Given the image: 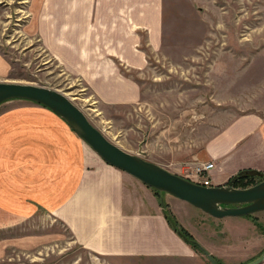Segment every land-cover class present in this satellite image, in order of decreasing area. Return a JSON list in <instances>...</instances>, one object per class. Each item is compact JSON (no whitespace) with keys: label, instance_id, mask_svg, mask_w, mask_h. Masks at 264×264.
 I'll return each mask as SVG.
<instances>
[{"label":"rangeland","instance_id":"obj_1","mask_svg":"<svg viewBox=\"0 0 264 264\" xmlns=\"http://www.w3.org/2000/svg\"><path fill=\"white\" fill-rule=\"evenodd\" d=\"M58 8L59 0H0L4 63L0 82L45 86L67 94L97 129L125 151L177 174L174 165L195 161L206 142L237 117L264 115V0H163L161 44L153 48L147 33L139 31L138 46L147 55V67L138 70L120 64L121 72L141 87V99L134 105L103 102L45 47L35 33L39 16ZM32 107L39 111L30 103L0 106V122L13 128L8 146L1 145L5 151L13 145L14 133H43L34 125L26 131L17 129V123L30 121L29 116L12 115ZM67 143L70 151L73 147ZM82 146L85 158L90 149L96 153L85 141ZM159 194L179 229L217 264L258 260L264 264V211L216 219L167 193ZM200 235L206 244L200 243ZM182 239L195 252L194 259L100 256L74 244L70 232L40 207L25 220L4 218L0 264H213L205 252Z\"/></svg>","mask_w":264,"mask_h":264},{"label":"crops","instance_id":"obj_2","mask_svg":"<svg viewBox=\"0 0 264 264\" xmlns=\"http://www.w3.org/2000/svg\"><path fill=\"white\" fill-rule=\"evenodd\" d=\"M163 14V0H59L58 12L39 16L35 33L103 102L134 105L141 99V87L121 72L120 64L147 67V55L138 46L139 31L158 47ZM3 72L0 56V78ZM12 102L38 106L39 111L24 108L12 116H29L30 121L17 123V129L26 131L34 125L43 133H14V143L5 151L1 145L8 146L13 128L0 122V227L4 218L25 220L42 207L70 232L74 244L93 254L118 259L195 258L169 224L162 195L108 165L91 149L85 158L84 145L80 148L84 140L50 109L19 99L2 105ZM193 158L215 164L213 186L228 185L245 169L264 172V115L237 117Z\"/></svg>","mask_w":264,"mask_h":264},{"label":"water","instance_id":"obj_3","mask_svg":"<svg viewBox=\"0 0 264 264\" xmlns=\"http://www.w3.org/2000/svg\"><path fill=\"white\" fill-rule=\"evenodd\" d=\"M17 99L35 102L53 111L108 165L158 192L167 193L200 209L209 216L224 219L264 211V181L249 188L199 185L116 145L90 122L70 97L59 90L15 81L0 82V105ZM196 244L207 254L202 246ZM208 257L213 264H217L212 256ZM257 263L259 260L251 264Z\"/></svg>","mask_w":264,"mask_h":264},{"label":"trees","instance_id":"obj_4","mask_svg":"<svg viewBox=\"0 0 264 264\" xmlns=\"http://www.w3.org/2000/svg\"><path fill=\"white\" fill-rule=\"evenodd\" d=\"M256 177H260V179L258 181H255L256 183L250 182L249 184H247L248 179L251 181L252 179L254 180V178H256ZM244 181H246L247 183H245ZM262 181H264V173H262L260 171L252 170V169H245V170L238 172L236 175L232 176L227 184L231 185L233 187H236V188H248V187L255 185V184H258ZM241 182H243V183L241 184ZM154 191L157 194L160 193L157 190H154ZM165 215H166V218H167L169 224L171 225V227L175 230V232L177 234H179L182 238H184L195 249L202 250L193 241L194 239H192L191 237L188 236V233L186 231H184L181 228L179 229L178 222L174 219L173 214H171V212L169 210L165 211Z\"/></svg>","mask_w":264,"mask_h":264},{"label":"built area","instance_id":"obj_5","mask_svg":"<svg viewBox=\"0 0 264 264\" xmlns=\"http://www.w3.org/2000/svg\"><path fill=\"white\" fill-rule=\"evenodd\" d=\"M215 169L213 162L184 161L174 165L175 172L183 178L204 186H212V171Z\"/></svg>","mask_w":264,"mask_h":264},{"label":"bare ground","instance_id":"obj_6","mask_svg":"<svg viewBox=\"0 0 264 264\" xmlns=\"http://www.w3.org/2000/svg\"><path fill=\"white\" fill-rule=\"evenodd\" d=\"M67 95V94H66ZM68 96V95H67ZM69 97V96H68ZM71 100L73 101V99L71 98ZM74 102V101H73Z\"/></svg>","mask_w":264,"mask_h":264}]
</instances>
